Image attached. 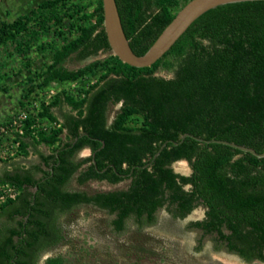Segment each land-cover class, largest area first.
<instances>
[{
    "label": "trees",
    "instance_id": "16d2710c",
    "mask_svg": "<svg viewBox=\"0 0 264 264\" xmlns=\"http://www.w3.org/2000/svg\"><path fill=\"white\" fill-rule=\"evenodd\" d=\"M115 2L130 48L138 56L182 8L173 11L178 0ZM65 18L71 20L66 27L69 39L58 47L40 41L61 34ZM8 45L22 59L39 48L52 50L41 82L29 80L32 84L18 107L52 83L96 80L86 88L60 89L48 105L29 115L19 157L27 156L30 148L40 164L25 169L16 159L1 163L0 183L16 187L19 195L0 209V264H38L65 242L60 218L83 205L114 216L116 233L124 232L130 220L139 229L154 225L162 208L184 219L202 205L203 219L190 222V228L215 235V250L223 247L244 263L264 264V157L193 138L173 144L190 134L264 151V1L206 12L147 68L129 66L113 55L75 70L65 68L72 56L84 61L110 53L101 0L89 12L72 0H45L11 23L0 22V50ZM159 69L173 76L160 77L155 74ZM62 104L69 110L59 120L51 109ZM110 104H120V109L108 123ZM36 119L59 122L60 127L29 129ZM64 130L66 141L61 139ZM41 145L50 148L48 155L39 150ZM84 148L90 155L78 159ZM180 160L187 161L189 174L172 168ZM73 179L79 185L126 180L129 185L88 194L69 190ZM45 264L62 260L51 257Z\"/></svg>",
    "mask_w": 264,
    "mask_h": 264
},
{
    "label": "rangeland",
    "instance_id": "374dc122",
    "mask_svg": "<svg viewBox=\"0 0 264 264\" xmlns=\"http://www.w3.org/2000/svg\"><path fill=\"white\" fill-rule=\"evenodd\" d=\"M43 1L45 0H0V22L11 23ZM96 1L72 0V3L86 7L89 12L94 8ZM188 1L190 0H178V4L172 6L173 11L179 10ZM69 21L71 20L66 18L63 20L61 34L49 35L40 41L47 42L50 47H58L70 38L66 31ZM11 49L12 46L8 45L0 50V123L19 106L25 89L32 83L37 85L41 82L42 75L51 62L52 50L49 48L36 49L26 59L10 52ZM109 55H112L111 52L99 53L84 61H78L72 56L64 66L69 70H75L91 62L103 60ZM155 74L164 78L173 76L172 71L164 69L157 70ZM29 80H32V83ZM95 80L96 77L66 84V89L72 91L79 87L86 88ZM50 87L57 90L60 85L53 84ZM32 96L33 94L25 100ZM119 109L120 104L108 106V123L114 120ZM87 155L88 152L80 153L78 159ZM172 168L179 174L190 173V167L184 161L175 162ZM128 185L129 180L115 185L97 181L79 185L73 179L68 189L94 194L125 190ZM204 211L205 208L199 205L186 218L178 219L162 208L156 214L154 225L139 229L130 220L124 232L116 233L111 226L114 216L94 206L83 205L60 218L65 242L45 253L38 264H45L46 259L51 257H59L62 264H247L234 254L228 253L223 247L215 250L213 240L215 235H204L202 231L189 227L190 222L203 219ZM250 264L262 263L255 261Z\"/></svg>",
    "mask_w": 264,
    "mask_h": 264
},
{
    "label": "water",
    "instance_id": "95a60500",
    "mask_svg": "<svg viewBox=\"0 0 264 264\" xmlns=\"http://www.w3.org/2000/svg\"><path fill=\"white\" fill-rule=\"evenodd\" d=\"M101 1L103 10V28L111 54L117 57L122 63L129 66L135 68H147L161 59L181 37V35L189 28V26L206 12L227 4L264 0H190L176 13L172 21L164 28L150 48L141 56L136 55L130 48L129 42L121 25L115 0ZM185 138H193L199 142L223 144L231 148L250 153L257 158L264 157V151L262 153H257L252 148L239 146L221 140L205 141L190 134H183L181 136V140L178 143L173 142V144L178 145L182 143ZM165 145L166 143L161 146L154 158L158 156ZM180 161L187 163L185 160ZM93 163L95 164L94 160Z\"/></svg>",
    "mask_w": 264,
    "mask_h": 264
},
{
    "label": "built area",
    "instance_id": "2783aa9c",
    "mask_svg": "<svg viewBox=\"0 0 264 264\" xmlns=\"http://www.w3.org/2000/svg\"><path fill=\"white\" fill-rule=\"evenodd\" d=\"M60 89H66V85H60L57 90L48 87L44 91H36L30 99L24 102L23 107H17L9 119L0 124V164L5 161L17 159L21 149V138L24 137L25 121L30 114H36L37 110L44 103L48 105ZM60 127L59 122L44 123L36 119L29 129L47 130L48 128ZM19 195V190L8 184L0 183V209L8 200H14Z\"/></svg>",
    "mask_w": 264,
    "mask_h": 264
},
{
    "label": "crops",
    "instance_id": "0c3cea01",
    "mask_svg": "<svg viewBox=\"0 0 264 264\" xmlns=\"http://www.w3.org/2000/svg\"><path fill=\"white\" fill-rule=\"evenodd\" d=\"M53 84H59V83L56 82V83H52L51 85H53ZM64 85H66V83ZM67 110H69V108L66 107V104H62L61 106L53 107L51 109L53 115H55L59 120H61L62 114L66 113ZM61 139H62V141H66V130L63 131V133L61 135ZM39 150L44 155H48L50 153V148L46 147L44 145L39 146ZM84 152H88L87 156L90 155V151L88 149L84 150ZM16 161L18 162V164L21 167H23L25 169L30 167L31 165L40 164L38 154L34 153L30 148H29V152H28L27 156L19 157L18 159H16ZM0 168H1V166H0Z\"/></svg>",
    "mask_w": 264,
    "mask_h": 264
},
{
    "label": "flooded vegetation",
    "instance_id": "af4514ba",
    "mask_svg": "<svg viewBox=\"0 0 264 264\" xmlns=\"http://www.w3.org/2000/svg\"><path fill=\"white\" fill-rule=\"evenodd\" d=\"M86 149H88V148H84L83 150H81V152H79V154H80V153H83L84 150H86ZM88 150H89V149H88ZM89 151H90V150H89ZM79 154H78V155H79ZM39 176H40V175H39ZM226 251H227V250H226ZM228 253H229V252H228ZM230 254H231V253H230Z\"/></svg>",
    "mask_w": 264,
    "mask_h": 264
}]
</instances>
